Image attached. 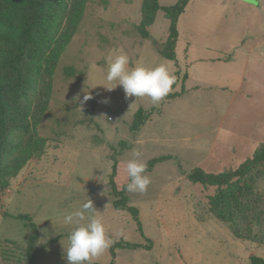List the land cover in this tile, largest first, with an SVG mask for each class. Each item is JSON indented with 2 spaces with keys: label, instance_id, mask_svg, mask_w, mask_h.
Wrapping results in <instances>:
<instances>
[{
  "label": "rangeland",
  "instance_id": "rangeland-1",
  "mask_svg": "<svg viewBox=\"0 0 264 264\" xmlns=\"http://www.w3.org/2000/svg\"><path fill=\"white\" fill-rule=\"evenodd\" d=\"M141 1H88L38 128L48 139L45 153L0 191V264H26L31 233L25 220L5 212L27 214L36 223L37 245L47 250L36 264H67L71 226L63 218L88 198L113 244L145 246L116 249L114 260L108 249L92 264H248L252 255L264 258V245L234 237L228 223L211 215L215 187L186 177L196 167L235 169L264 142V0H189L176 24V60L159 52L169 28L163 11L147 28L148 38L138 30ZM158 1L169 6L178 0ZM118 54L133 67L165 65L177 78L173 91L154 106L148 97L126 98L122 86L104 88ZM64 67L73 73L64 76ZM86 94L92 99L81 104ZM139 109L146 113L133 128ZM133 149L146 163L170 156L146 173L151 184L145 193L128 192L142 231L130 212L113 208L109 194L113 154L120 188ZM255 188L264 190V176Z\"/></svg>",
  "mask_w": 264,
  "mask_h": 264
},
{
  "label": "trees",
  "instance_id": "trees-1",
  "mask_svg": "<svg viewBox=\"0 0 264 264\" xmlns=\"http://www.w3.org/2000/svg\"><path fill=\"white\" fill-rule=\"evenodd\" d=\"M88 1L0 0V191L29 161L45 153L48 139L38 128L49 108L60 58L79 29ZM188 1L178 0L169 6L160 5L158 0L141 1V20L137 28L143 37H149L147 28L153 24L158 11H163L169 20L167 41L159 49L167 59L176 60V24ZM72 73V68L62 69L64 76ZM145 113L139 109L134 114L133 128L142 123ZM114 155L109 176L112 206L115 210L130 212L142 231L138 208L130 204L125 190L129 181L119 188L114 179L117 173ZM169 158L163 155L149 160L147 172L154 164ZM263 176L264 142L235 169L211 173L196 167L186 174L192 183L215 187V193L209 199L211 215L228 223L234 237L257 245H264V190L257 191L255 184ZM5 215L26 221L31 233L24 249L25 262L36 264L38 253H47L45 248L37 245L36 223L27 214L5 212ZM142 246L117 241L109 249L114 260L116 249L134 250ZM111 264H115L114 261ZM248 264H264V258L252 255Z\"/></svg>",
  "mask_w": 264,
  "mask_h": 264
},
{
  "label": "clouds",
  "instance_id": "clouds-1",
  "mask_svg": "<svg viewBox=\"0 0 264 264\" xmlns=\"http://www.w3.org/2000/svg\"><path fill=\"white\" fill-rule=\"evenodd\" d=\"M176 76L168 68L161 64L154 68L144 66L133 67L126 54L115 55L109 64L105 80L109 86L107 90H113L117 85L122 86L125 97H148L152 105H158L173 91ZM114 86H111L113 82ZM92 99L86 94L81 104ZM107 103V99L101 101ZM141 152L133 149L132 159L126 162L128 183L125 190L132 193H145L151 184L147 175V163L140 158ZM93 202L88 198L78 210L67 213L63 222L71 226L68 233V247L65 253L67 264H92V261L102 255L113 244V240L107 235L105 224L94 213ZM43 243L45 240H41Z\"/></svg>",
  "mask_w": 264,
  "mask_h": 264
},
{
  "label": "water",
  "instance_id": "water-1",
  "mask_svg": "<svg viewBox=\"0 0 264 264\" xmlns=\"http://www.w3.org/2000/svg\"><path fill=\"white\" fill-rule=\"evenodd\" d=\"M246 1L255 2V1H257V0H246ZM91 109H94V105H93V104H92V106H91Z\"/></svg>",
  "mask_w": 264,
  "mask_h": 264
}]
</instances>
